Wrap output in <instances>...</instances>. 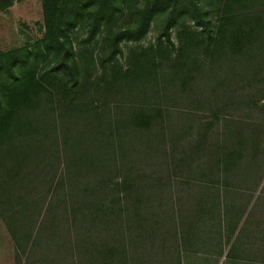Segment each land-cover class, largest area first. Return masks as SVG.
Segmentation results:
<instances>
[{"label":"trees","instance_id":"trees-1","mask_svg":"<svg viewBox=\"0 0 264 264\" xmlns=\"http://www.w3.org/2000/svg\"><path fill=\"white\" fill-rule=\"evenodd\" d=\"M125 1L42 0L43 37L0 50L14 264H264V0H144L121 26ZM83 21L106 45L92 79ZM185 21L199 30L175 45ZM154 22L158 42L116 65Z\"/></svg>","mask_w":264,"mask_h":264},{"label":"rangeland","instance_id":"rangeland-1","mask_svg":"<svg viewBox=\"0 0 264 264\" xmlns=\"http://www.w3.org/2000/svg\"><path fill=\"white\" fill-rule=\"evenodd\" d=\"M1 1V0H0ZM87 1V0H86ZM144 0H126L124 12L120 15L118 25L127 26L134 20L136 9ZM5 2V1H4ZM2 2V3H4ZM1 3V2H0ZM13 6L8 12L0 11V50H9L32 44L43 37V9L42 0H13ZM1 7H4L2 5ZM217 19H214V24ZM86 26L83 21L70 33L73 42L76 59L79 63L84 78H96V66L99 58L104 54V33H100L91 42L86 41ZM197 27L190 21L183 22L180 26L172 29V41L179 44L181 38L187 37ZM199 30V28H197ZM159 22L151 24L147 35L140 41H126L121 47L123 54L116 60V65L126 68L132 65L134 55L141 48L148 47L158 42ZM51 61L45 63L48 68ZM225 129L222 123L218 124L211 133L210 143L220 144L224 139ZM0 264H14V247L7 231L0 223Z\"/></svg>","mask_w":264,"mask_h":264},{"label":"crops","instance_id":"crops-1","mask_svg":"<svg viewBox=\"0 0 264 264\" xmlns=\"http://www.w3.org/2000/svg\"><path fill=\"white\" fill-rule=\"evenodd\" d=\"M12 4H13V3H12ZM12 4H11V6H9V7H5V9H2V8L0 7V11H2V12H4V11H5V12H8L9 9H11V7L13 6Z\"/></svg>","mask_w":264,"mask_h":264}]
</instances>
